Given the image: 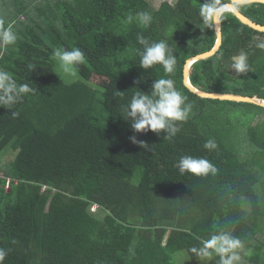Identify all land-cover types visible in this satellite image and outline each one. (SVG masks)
Here are the masks:
<instances>
[{
    "label": "trees",
    "instance_id": "trees-1",
    "mask_svg": "<svg viewBox=\"0 0 264 264\" xmlns=\"http://www.w3.org/2000/svg\"><path fill=\"white\" fill-rule=\"evenodd\" d=\"M203 2L156 8L149 0H0V19L18 33L15 45H0V69L36 89L13 109L18 117L0 107V248L11 249L4 264H177L181 253L188 264H216L218 257L205 261L190 249L221 228L243 241L241 264H264L263 242L255 240L264 237V121L252 124L264 109L200 99L183 85L185 61L208 51L215 39L200 15ZM255 7L258 20L264 5ZM138 12L151 14L149 25L123 22ZM242 13L251 17L249 8ZM222 24L220 51L195 63L191 76L199 74L202 91L264 100L256 91L217 88L221 81L210 63L226 72L240 50L248 72L264 79V53L249 55L264 47V35L231 14ZM138 35L172 47V73L160 64L140 67ZM190 36L203 44L201 52L188 53L184 40ZM74 46L85 63L73 80L60 79L53 52ZM160 78L171 79L191 104L171 139L164 132H134L123 112L138 89L147 94ZM239 113L249 138L237 133ZM131 136L148 148L131 143ZM208 140L216 147L205 149ZM11 152L13 159L3 163ZM184 155L208 159L217 173L181 174L176 163ZM249 246L260 250L247 255Z\"/></svg>",
    "mask_w": 264,
    "mask_h": 264
},
{
    "label": "clouds",
    "instance_id": "clouds-1",
    "mask_svg": "<svg viewBox=\"0 0 264 264\" xmlns=\"http://www.w3.org/2000/svg\"><path fill=\"white\" fill-rule=\"evenodd\" d=\"M240 5L239 0H232L228 4L223 3L222 0H204L200 4L199 11L205 24L209 27H214L222 22L225 12L231 11L236 13ZM134 20L147 26L150 24L152 16L148 12H138L135 16L129 13L123 22L131 24ZM17 40L18 33L14 27L12 25L5 26L4 20L0 19V45L7 48L8 46L15 45ZM137 41L142 46V51L137 50L141 68L149 69L156 64H160L163 66L165 72H173L176 58L172 47L165 40H159L158 42L150 41L143 35H138ZM53 56L59 62L63 73L66 74L75 75L78 66L85 63L84 52L75 46L71 49L57 47L53 52ZM232 66L238 73H246L249 70L244 55L236 57ZM35 68L33 66L32 70ZM140 82L142 81H134V83ZM35 91L36 89L30 83H18L14 78V74L0 69V107L11 110L13 118L19 116V112L13 110L15 106L26 95ZM118 93L123 94V92ZM186 101L187 97L175 88L174 82L171 79L160 78L153 81L149 93L145 94L138 89L132 95L127 105L124 106L123 112L134 132L146 133L151 131L157 135L164 132V138L171 139L180 130L176 122H183L189 118L191 104L186 103ZM129 140L141 148H148L146 142L137 140L135 136L129 137ZM204 147L205 149H212L216 145L213 140H208L205 142ZM176 167L181 174L190 173L201 177L209 174L215 175L218 171L215 165L208 159L191 155L180 157L176 163ZM12 243L15 244L16 241L13 240ZM243 249L244 244L239 237L235 236L230 229L221 228L214 234H211L208 239L203 240L200 247H193L190 251L205 261H212L218 257L216 264H241V252ZM10 251L11 249L0 248V264H4Z\"/></svg>",
    "mask_w": 264,
    "mask_h": 264
},
{
    "label": "rangeland",
    "instance_id": "rangeland-1",
    "mask_svg": "<svg viewBox=\"0 0 264 264\" xmlns=\"http://www.w3.org/2000/svg\"><path fill=\"white\" fill-rule=\"evenodd\" d=\"M163 2H167L169 5L173 6L174 4H176L177 0H149L150 5L154 6L156 8H158ZM184 42L187 45L188 53L191 54V53L201 52L203 44L200 43L198 38L190 36V37H188V39L184 40ZM258 53H264V47L263 48L260 47L258 49L253 48V49L249 50V55L252 57H258L259 56ZM249 59L251 60V57H249ZM212 65H213V67L211 66V68L213 69L214 75H216L221 81L219 83L220 84L219 87H217L218 89L229 90V91L230 90H236V91H242V92H247V93H252V92L256 91L260 95H264V79L263 78H259V76H254L252 72L247 71L245 74H242L240 78L229 79L227 77V73L225 71H223L221 69H220V71H218L219 65H216V63L214 61H213ZM56 73L59 75L60 79H63V80H73L74 79V75L63 73L62 69L59 66V63L57 64ZM199 79H200L199 74L196 76V73L194 72V74L192 76V82L195 85H199V87L201 89H206V87L203 86L201 84V82H199ZM198 117L200 118V117H202V115H198ZM231 120L229 119L230 124H231V122H233V123L235 122V119H233V117H231ZM245 121L246 120H240V123H239L240 129L237 131V133L240 132L242 139H244L245 136L247 138H249V132L247 131V128L242 126V123ZM11 153H12V157L10 154H5L2 157L3 163H4V161H6V162L8 161L6 163V164H8L13 159L15 154L13 152H11ZM262 176L264 177L263 174H262ZM257 190L259 191V193H257V194L262 195V193H263L262 188L257 189ZM259 206H260L261 211H263V214H264V198L260 199ZM95 210L96 209H94V211ZM262 217L260 220V224L262 226V230L260 231V234H262L264 231V215H262ZM255 240L263 242L262 250L264 253V237L258 238ZM251 245H254V240L251 241ZM259 250L257 251L254 246H249V248H248L249 253L247 255L255 254L256 251L259 252ZM175 260H176L177 264H188V261H189V259L187 258V256L184 253L177 254L175 256ZM244 264H248V263L246 261H244Z\"/></svg>",
    "mask_w": 264,
    "mask_h": 264
},
{
    "label": "water",
    "instance_id": "water-1",
    "mask_svg": "<svg viewBox=\"0 0 264 264\" xmlns=\"http://www.w3.org/2000/svg\"><path fill=\"white\" fill-rule=\"evenodd\" d=\"M230 1L232 2V0ZM239 2L241 5L243 4H257V5L262 4L264 5V0H239ZM225 13L231 14L233 17H235V19L240 24L245 25L256 32L264 33V26L254 23L253 21H251L250 19L242 15L239 11H237L236 13H233L231 11L225 12ZM213 31L215 34V41H214L213 47L209 51L194 55L185 61L184 66H183V85L189 92H191L192 94L202 99L252 104V105L264 108V100L261 98L241 96V95H235V94H230V93L204 92L192 85L190 81V75H191L193 65L197 62L213 57L216 54V52L220 49V46L222 44L221 23L218 26H214Z\"/></svg>",
    "mask_w": 264,
    "mask_h": 264
},
{
    "label": "flooded vegetation",
    "instance_id": "flooded-vegetation-1",
    "mask_svg": "<svg viewBox=\"0 0 264 264\" xmlns=\"http://www.w3.org/2000/svg\"><path fill=\"white\" fill-rule=\"evenodd\" d=\"M225 4H228V3H231V1L230 0H226L225 2H224ZM175 5V4H174ZM255 5H257V4H250V5H240V7H239V12L241 13V14H243L245 17H247L248 19H250L251 21H253L254 23H256V24H260V25H262V26H264V24H263V22H264V10H263V13L260 15V17H259V19L257 20V15H256V13L255 12H257V10H259V8L258 7H255ZM250 9L251 10V17L250 16H248V15H246V14H244V13H242L245 9ZM225 15H228L227 13H224V16ZM222 22H221V30H222ZM256 32V31H255ZM256 33H260V34H263L264 35V33L263 32H256ZM251 38L253 39V40H255V41H260V36L258 35V34H252L251 35ZM215 41V40H214ZM214 41H213V44H214ZM260 42H262V41H260ZM259 42V43H260ZM213 44H212V46H211V48L213 47ZM222 44H223V33H222ZM222 44H221V46H222ZM221 46H220V49H221ZM210 48V49H211ZM209 49V50H210ZM220 49L216 52V54L220 51ZM203 53H205V52H203ZM215 54V55H216ZM214 55V56H215ZM241 55H244L245 57H246V54L243 52V50H240L237 54H235V55H233L232 57H231V61H230V63H232V65H233V63H234V59L236 58V57H239V56H241ZM213 56V57H214ZM212 58V57H211ZM208 59H210V58H208ZM208 59H205V60H208ZM233 60V61H232ZM203 61V60H202ZM232 65H230L228 68H227V70H226V73H227V76H229L231 79H237V78H240L241 77V75L242 74H245V73H238L234 68H233V66ZM211 66H213L212 65V63H210V67ZM219 69H220V65L218 66V71H219ZM199 72H201L202 73V71H200V70H198ZM193 76V75H192ZM192 76H190V81H191V83H193L192 82ZM195 85V84H194ZM203 85V84H202ZM198 89H201L198 85H195ZM204 86V85H203ZM206 87V86H205ZM217 93H219V92H217ZM235 94V93H234ZM238 95H241V94H238ZM241 96H244V95H241ZM253 97H257V96H253ZM257 98H259V97H257ZM264 109V108H263ZM244 116V119H245V117L246 116H248V115H243ZM235 118L236 119H242V113H239L237 116H235ZM253 125H255L257 122H259V121H264V113H259V114H257V115H254L253 116Z\"/></svg>",
    "mask_w": 264,
    "mask_h": 264
},
{
    "label": "crops",
    "instance_id": "crops-1",
    "mask_svg": "<svg viewBox=\"0 0 264 264\" xmlns=\"http://www.w3.org/2000/svg\"><path fill=\"white\" fill-rule=\"evenodd\" d=\"M233 61V60H232Z\"/></svg>",
    "mask_w": 264,
    "mask_h": 264
}]
</instances>
